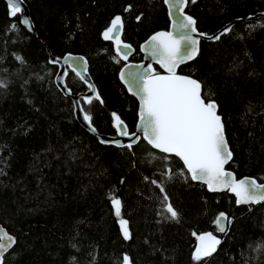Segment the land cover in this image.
Returning a JSON list of instances; mask_svg holds the SVG:
<instances>
[{"label": "trees", "instance_id": "16d2710c", "mask_svg": "<svg viewBox=\"0 0 264 264\" xmlns=\"http://www.w3.org/2000/svg\"><path fill=\"white\" fill-rule=\"evenodd\" d=\"M25 2L33 33L0 0V224L16 239L3 264H124L125 257L129 264H264V201L236 205L227 191L209 192L176 156L143 139L131 147L99 143L54 82L58 66L49 55H83L99 94L91 103L80 99L91 124L112 135L119 116L133 131L137 101L119 81L123 63L102 31L121 16L123 40L139 60L140 43L168 28L163 0ZM186 12L210 34L264 12V0H189ZM230 29L202 40L197 57L178 72L197 79L205 101L217 103L232 152L228 169L263 182L264 17ZM65 84L74 94L89 89L71 70ZM113 199L121 202L119 216ZM221 213L228 219L224 232L216 223ZM203 232L222 241L196 260Z\"/></svg>", "mask_w": 264, "mask_h": 264}, {"label": "snow or ice", "instance_id": "6c2138e0", "mask_svg": "<svg viewBox=\"0 0 264 264\" xmlns=\"http://www.w3.org/2000/svg\"><path fill=\"white\" fill-rule=\"evenodd\" d=\"M22 2L23 0H9L12 17L22 12ZM188 2L189 0H175V3H170V8L178 7L180 13L183 14V7ZM192 2L194 3L195 0ZM21 22L29 23L26 17ZM195 24L196 21L191 16H183L182 20L174 22V26L181 33L185 30L196 32ZM11 27L16 28V25L13 24ZM120 30H122V20L120 16H116L103 36L106 40L115 39L116 51L127 59V54L123 52L118 36H113L114 32L118 33ZM230 30L226 29V31ZM211 38L219 39V36ZM182 43L185 45L183 52L181 51ZM198 43L199 41L190 34L176 36L169 31H161L151 37V55L158 58L157 62L169 74H148L142 78L139 94L141 99L140 121L144 137L154 148L164 153H173L181 158L191 174V179L205 182L209 190L217 191L228 188L238 197L237 203L264 201V184H258L255 179L236 180L231 173L224 170L225 163L231 158V152L227 147L222 118L217 114L216 102L210 100L206 103L201 94V83L189 77L177 75L175 72L180 63L194 58L198 52L196 47ZM123 47L130 48V45H123ZM121 79H124V73H121ZM88 103H91V99ZM84 119L91 121V117L87 115ZM115 119L119 134L128 135L126 126L123 125L119 116ZM164 199L167 200L166 195ZM112 203L116 215L119 216L120 200L113 199ZM167 212L172 218L178 216V212L171 203L167 204ZM221 218L226 219L223 213L217 218V225L221 224ZM120 223L125 238H129L127 221L121 219ZM219 231L224 232V227H219ZM5 237L9 243L0 242V264H3L2 250L10 247L11 243H15L14 238L7 234ZM198 240L200 246L194 254L196 260L210 256L221 242L210 232L199 235ZM125 264H129L127 257H125Z\"/></svg>", "mask_w": 264, "mask_h": 264}, {"label": "water", "instance_id": "95a60500", "mask_svg": "<svg viewBox=\"0 0 264 264\" xmlns=\"http://www.w3.org/2000/svg\"><path fill=\"white\" fill-rule=\"evenodd\" d=\"M5 1H6L7 7H8V10H9V14H10L9 0H5ZM163 3L165 5V7H166L167 17H168V20H169L168 28L167 29H163V30H158V31L150 34L139 45V52L141 54V59L139 61L130 60L131 56L135 52V49L130 43L125 42L122 39V36H123V20H122V18H121V20H122V30H120L118 33L114 32L113 36L114 37L118 36V39L121 41V48L123 49V52L127 54V59H124L123 55H121L120 53H118L116 51V41H115V39H107L106 40L104 38V36H103V33L111 26V21L116 16L110 21V23L102 31L103 39L106 40V41H110L112 43L113 50H114L115 54H117L119 56V58L122 61H124V64L122 65V67L120 68V70L118 72V79L122 83V85L125 87L127 93L129 95L133 96L136 99V101H137V121H136V124L134 126V130L133 131L129 132L128 128L126 127V131H127L128 135H120L118 129H117V133H115L113 135L101 134V133H99L96 130V128L91 124V122L86 121L84 119L86 114H85V112L83 110V107L81 105L80 99L81 98L89 99L91 97L99 98L98 90H97L94 82L92 81L90 75L87 72L88 63H87L86 58L84 56L80 55V54H73V53H66V54H64L61 57H56V56H53V55H49V59H48L49 62L52 63V64H56L58 66V71H57V73L55 75L54 82H55L57 88L60 90V92L64 96L71 98L72 104H73V113H74V117H75L76 121L88 133L93 135L98 140V142L101 143V144L112 145V146H115V147H123L125 145H128V146L129 145H135L141 139H143L149 146L154 148L151 144L148 143V141L144 137V134H143V131H142V126H141V121H140L141 99H140V94H139L140 93V87H141V81H142V78L144 76H146L148 74H159V75H168L169 74L168 71L165 68L161 67V65L157 62L158 58L157 57H153L151 55V37L154 34H156L158 32H161V31H169V32H172L176 36H179L181 34H190L194 39L199 41V43L196 45V47L198 48V52L195 54L194 58L193 59H188V60L184 61L183 63H180L175 69V72H176L177 75L185 76V77H189L191 79L197 80V79H195V78H193L191 76L179 73L178 69H179L180 66H182V65H184L186 63H189L190 61L194 60L197 57V55L199 53L200 42L202 40H205V41L217 40V39H212L211 37L221 36L224 32H226V29H230L235 23L251 21V20L257 19L259 17H264V12H258V13L254 14V15H248L245 18H237V19H234V20L226 23L221 28H219L217 31H215L214 33H210V34H205L203 32L198 31V29L196 27V24H195V28L197 30L196 32H188L187 30H185L184 33H181L174 26V22L182 20L183 16H191L190 14H188L186 12V6L187 5L183 7V14H181L179 9H178V7H171L170 8V3H175V0H169V2H166V0H163ZM21 7H22V12L19 13L20 22L22 21L23 18L26 17L28 19L29 23L28 24H24V23L21 22V24L30 33H33L34 25H33V22H32V20L30 18L29 8H28L25 0H23V2L21 4ZM117 16H119V15H117ZM192 18L194 19V17H192ZM200 34H205V35H200ZM123 45H130V48H124ZM184 47H185V45L182 43L181 44V51L182 52L184 50ZM156 66L159 67V71L160 72H156V69H155ZM68 70L73 71L81 79H84L86 81V83L88 84L89 89L87 91H85V92H80V93H77V94L72 93V91L65 84V74L67 73ZM121 73H124V79H121ZM201 94H202V92H201ZM205 102L207 103L208 101H205ZM217 114L220 115L218 113V108H217ZM115 125H116V121H115ZM123 125H125V124L123 123ZM224 133H225V130H224ZM225 138H226V134H225ZM226 140H227V138H226ZM102 141H106V142H102ZM227 147H228L229 151L231 152L229 144H228V141H227ZM154 149H156V148H154ZM156 150L160 151L159 149H156ZM166 154H170V155L176 156L173 153H166ZM177 158L180 161H182L181 158H179V157H177ZM231 159H232V152H231V158L228 159L227 163H225V165H224V170L226 172L231 173L236 178V180L245 179V178L255 179L254 177H251V176H242V177L237 178L235 173L232 170L228 169V164L231 161ZM182 163H183V161H182ZM186 170H187V172L189 174V177L191 178V174L188 171L187 167H186ZM191 180L193 182H198V183L204 184L206 186L207 190L209 192H211V193H214V192L219 193V192L227 191L229 194H231L235 198L236 205H252V204L256 205L258 203L263 202V201H260V202H249V203H237L238 197L230 189L223 188L222 190L211 191V190H209L208 185L205 182H203L201 180H193V179H191ZM256 182L258 184H264V181L263 182H258L256 180ZM218 217H220V215ZM224 217H226V216L224 215ZM221 226L224 227L225 230L227 229V226H228L227 217H226V219L221 218V224L218 225V228L221 227ZM205 233H209V232H203V233H200L199 235H202V234H205ZM5 234H7V236H10V237L14 238V240L16 241L15 236L12 235L11 233H9L7 231V229L2 224H0V238H2V239H0V242L8 244L9 241L5 237ZM198 236H197V239H196V246H195V251L194 252H196V249L200 246V241L198 240ZM214 236H216L217 239L222 241L221 237H219L217 235H214ZM14 244L15 243H11L10 247H7L5 250H2L3 251V257L14 246ZM219 245L216 246V249L218 248Z\"/></svg>", "mask_w": 264, "mask_h": 264}, {"label": "flooded vegetation", "instance_id": "af4514ba", "mask_svg": "<svg viewBox=\"0 0 264 264\" xmlns=\"http://www.w3.org/2000/svg\"><path fill=\"white\" fill-rule=\"evenodd\" d=\"M103 38V37H102ZM122 39H123V36H122ZM124 41V40H123ZM110 42V41H109ZM126 42V41H125ZM143 42V41H142ZM141 42V43H142ZM140 43V44H141ZM113 47V46H112ZM135 49V48H134ZM135 53V52H134ZM140 53V52H139ZM117 55V54H116ZM83 56V55H82ZM118 56V55H117ZM119 57V56H118ZM132 57V56H131ZM141 59V58H140ZM139 59V60H140ZM121 60V59H120ZM130 60H132L131 58H130ZM139 60H132V61H139ZM122 61V60H121ZM122 63L124 64V61H122ZM122 67V66H121ZM120 67V68H121ZM120 68H119V70H120ZM88 69V68H87ZM119 70H118V72H119ZM117 76H118V73H117ZM92 98H94V99H99V98H96V97H91V98H89V99H92ZM88 100V99H87ZM84 112H85V110H84ZM85 114H86V112H85ZM121 120V119H120ZM115 121H116V119H115ZM115 121H114V126H115ZM121 121H123V120H121ZM136 121H137V111H136ZM136 121H135V124H136ZM123 123L126 125V127L128 128V125L123 121ZM135 124H134V126H135ZM115 129H116V133H117V128H116V126H115ZM128 130H129V128H128ZM129 132H131V131H129ZM113 135V134H112Z\"/></svg>", "mask_w": 264, "mask_h": 264}, {"label": "rangeland", "instance_id": "374dc122", "mask_svg": "<svg viewBox=\"0 0 264 264\" xmlns=\"http://www.w3.org/2000/svg\"><path fill=\"white\" fill-rule=\"evenodd\" d=\"M120 225H121V223H120ZM121 228H122V226H121ZM122 230V232H123V229H121ZM124 233V232H123ZM194 254H195V252H194ZM124 264H125V262H124Z\"/></svg>", "mask_w": 264, "mask_h": 264}]
</instances>
